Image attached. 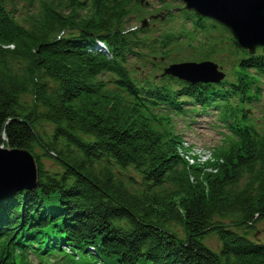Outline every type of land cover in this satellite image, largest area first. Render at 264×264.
<instances>
[{"label":"trees","instance_id":"trees-1","mask_svg":"<svg viewBox=\"0 0 264 264\" xmlns=\"http://www.w3.org/2000/svg\"><path fill=\"white\" fill-rule=\"evenodd\" d=\"M12 1L0 0V144L31 152L38 171L35 187L0 199V264L63 246L99 264H264V242L248 237L264 218V110L258 123L244 106L261 95L264 54L173 1L44 0L23 21ZM192 60L230 74L154 78ZM187 99L229 132L211 171L178 154L169 115L185 116Z\"/></svg>","mask_w":264,"mask_h":264},{"label":"water","instance_id":"water-1","mask_svg":"<svg viewBox=\"0 0 264 264\" xmlns=\"http://www.w3.org/2000/svg\"><path fill=\"white\" fill-rule=\"evenodd\" d=\"M185 9L209 17L232 35L236 44L254 54L257 47L264 53V0H179ZM146 24V21H143ZM165 74L187 82H219L224 74L217 65L205 62L172 64ZM37 165L26 149L0 144V199L36 186Z\"/></svg>","mask_w":264,"mask_h":264},{"label":"rangeland","instance_id":"rangeland-1","mask_svg":"<svg viewBox=\"0 0 264 264\" xmlns=\"http://www.w3.org/2000/svg\"><path fill=\"white\" fill-rule=\"evenodd\" d=\"M40 1H44V0H13L11 3L8 4L7 7L11 11H13V14L20 21H23L24 17L26 18L28 14H31L33 11L36 10ZM61 1L65 2L66 0H61ZM142 1L146 2L147 4H151L152 8L156 6L154 0H142ZM139 24L140 21L132 17L128 23V26L133 27ZM262 86H263V93H262L261 102L264 106V80ZM25 101L30 102V97H25ZM261 109L262 107H257L253 110V117H252L253 119L258 118ZM169 116L173 117V125L176 131L179 132L181 136H183V138L190 144L193 145L200 144L203 147H205L206 145L218 146L221 143L224 130L221 128V125L216 122L214 114L212 112L201 113L198 111V113L192 115L191 118H181L172 114ZM191 119L193 121H191ZM44 126H46L47 128V125ZM39 128L43 129L42 126H39ZM48 129H49L48 132H50L51 127L49 128L48 126ZM2 140H3V144L5 146H8L4 135L2 136ZM35 150L38 154L41 155V152L38 148H36ZM42 162L44 163L45 168L48 169L50 172H56V171L58 172L60 170L58 164L50 159L42 158ZM128 173L133 175L132 177L133 179L136 180L137 182L136 184L141 182L139 180L140 179L139 176L135 175L132 170H129ZM136 184L132 183V185H136ZM217 219L220 218L217 217ZM227 221L228 220H226V222ZM171 227L176 233L178 234L182 233V228L179 224L171 223L170 228ZM248 237L253 241L264 242V218L258 220L254 224V226L250 230V234ZM204 241L210 248L218 250L220 243L218 238L214 234L208 235ZM52 252H58L59 255L62 256V259L60 257L54 259L52 261L53 264H99L97 260L95 261L92 255L81 250H77L76 254H71V255H66L64 251H58L56 249L51 248L49 250V253L51 254ZM42 257L44 264H51L49 255L43 254ZM32 259H33V264H40L39 261H37L35 258Z\"/></svg>","mask_w":264,"mask_h":264}]
</instances>
